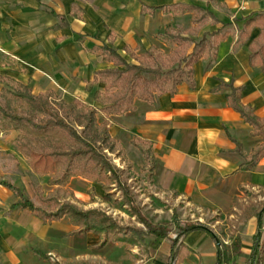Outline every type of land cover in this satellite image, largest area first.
<instances>
[{"label": "crops", "instance_id": "1", "mask_svg": "<svg viewBox=\"0 0 264 264\" xmlns=\"http://www.w3.org/2000/svg\"><path fill=\"white\" fill-rule=\"evenodd\" d=\"M172 5L201 7L218 22L194 26L192 14H142L144 6ZM259 12H264V0H0V77L28 85L36 95L53 92L66 104L81 102L102 109L95 96L104 93L105 86L95 76L113 65L93 49L108 45L132 62L125 48L138 56L155 49L165 51L160 46H167L158 34L167 28V19L188 21L182 34L198 41L225 24L237 30L243 25L238 20ZM258 35L254 31L251 40L238 49L233 33L220 42L216 58L195 65V90L184 84L173 97L156 95L153 105L136 100L134 113L98 114L100 123H108L116 145L115 153H105L124 172L138 207L148 205L152 211L149 218L141 207L143 215L153 225H169L167 238L148 235L139 245L116 244L105 254L94 253L92 248L102 244L98 235L77 234L79 228L66 217L45 223L27 209L13 208L20 199L0 185V264H168L172 241L177 238L174 214L181 226L204 225L206 212L225 215L232 224L237 221L242 210L234 206V199L245 207L247 192H256L260 199L264 193V158L255 168L244 169L263 142L229 106L231 89L213 90L222 82L243 87L242 108L252 109L254 118L264 121V70L249 64V47ZM111 37H115L114 44ZM18 135L0 130V182L11 183L36 202L32 185L41 186L47 195L54 190L48 185L52 174L33 171L14 145ZM103 186L74 178L67 188L84 210L103 211L122 226L146 231L136 216L104 200ZM114 192L120 199V192ZM138 201L143 202L141 206ZM180 204L201 217L184 223L173 212L164 223L161 218L168 205L174 209ZM253 220L252 238L258 231L256 215ZM262 232L264 236V216ZM180 243L192 251L184 264H216V244L209 232H192ZM244 248H251V253L252 245L244 241Z\"/></svg>", "mask_w": 264, "mask_h": 264}, {"label": "trees", "instance_id": "2", "mask_svg": "<svg viewBox=\"0 0 264 264\" xmlns=\"http://www.w3.org/2000/svg\"><path fill=\"white\" fill-rule=\"evenodd\" d=\"M157 12L172 16L192 14L194 26H200L209 20L218 22L213 13L196 6H144L142 9L143 15ZM236 23L243 25L232 31L231 25L225 24L219 30L205 34L198 41L181 32H160L158 39L169 51L155 49L138 56L125 48L124 52L132 62L122 52L108 45L93 49V53L113 65V68L99 71L95 76V81L105 86V92L95 96L102 109L88 107L81 102L66 104L53 92L36 95L28 85L12 78L0 77V130L19 133L14 142L15 147L29 160L33 171L52 174L48 185L54 188L45 195L41 186L32 185L36 199L34 202L11 183L0 182V185L12 190L20 199L13 208L27 209L45 223L68 218L72 226L79 228L77 234L94 233L101 238L102 244L92 248L94 253L105 254L116 244L136 246L148 235L167 238L170 233L168 227L153 225L143 215L124 172L116 169L105 153H115L116 145L111 140L108 123H100L98 114L102 112L107 116H122L134 113L136 100L153 105L156 95L173 97L184 84L195 90V65L202 59L216 58L220 42L232 33L236 37L234 48L238 49L251 40L254 31L259 32L249 47V64L252 68L264 70V12L253 13ZM110 42L114 44L115 37H111ZM224 87L231 89L227 96L229 106L253 127L255 137L262 138V146L251 155L252 163L244 167L245 170H251L264 158V121L255 119L252 109L249 108L247 112L242 108L243 87L235 88L232 83L222 82L213 92H220ZM74 178L103 183L104 200L131 216H136L146 231L132 225L122 226L103 211L84 210L79 207L73 192L67 188ZM114 190L120 192V199ZM234 206L244 214L256 207L254 204L242 207L236 198ZM255 215L258 231L253 238L252 250L246 264H264V205ZM172 224L177 228V238L172 241L168 264H184L192 251L180 241L198 230L209 232L215 242L216 264L228 263L231 255L221 240L206 226L198 222L181 226L178 214H174ZM240 246L241 241H238L235 251Z\"/></svg>", "mask_w": 264, "mask_h": 264}, {"label": "rangeland", "instance_id": "3", "mask_svg": "<svg viewBox=\"0 0 264 264\" xmlns=\"http://www.w3.org/2000/svg\"><path fill=\"white\" fill-rule=\"evenodd\" d=\"M179 22L180 23H176L173 19H167V28L164 31L181 33L186 31L187 27L189 26L188 21ZM160 47L163 48L165 51H169L168 47ZM261 197L262 198L260 199L259 195L256 194V192L254 191L247 192L245 194L246 203H243V205H245L246 207L250 204H254L256 207L253 210L249 211L247 214L242 213L241 215H238V220L235 221L233 224L229 221L228 218H226L225 215L217 216L208 214L207 212L205 213V216L203 217V224L207 226L210 230H212L214 234H216V236L223 243L225 249L231 255L227 264L247 263L248 258L250 256L248 251H250L251 248H244V241L247 245H253V238L250 236L249 226L250 224H254L253 219H255V213L260 210L262 205H264V193H262ZM142 203L143 202H139V205L141 206ZM147 208L148 205L142 207L145 216L147 215V217L150 218L152 211L150 209L147 210ZM190 210L192 209L190 207H186L185 204H180L174 209L172 208V205H168V208L165 210L166 213H164L161 220L165 223V219L172 218L173 212H178L182 222L184 223L194 221L201 217L200 214L196 211ZM152 218L153 220H155L154 217ZM125 222L128 223V220L126 219ZM167 227H169V225H167ZM238 241H241V246L238 251H235V245L236 243H238ZM226 242H228L229 245H226Z\"/></svg>", "mask_w": 264, "mask_h": 264}]
</instances>
